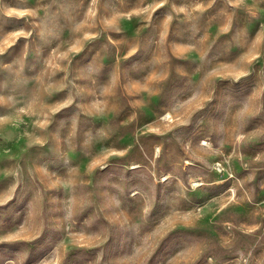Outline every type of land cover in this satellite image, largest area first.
<instances>
[{
  "label": "rangeland",
  "instance_id": "374dc122",
  "mask_svg": "<svg viewBox=\"0 0 264 264\" xmlns=\"http://www.w3.org/2000/svg\"><path fill=\"white\" fill-rule=\"evenodd\" d=\"M0 264H264V0H0Z\"/></svg>",
  "mask_w": 264,
  "mask_h": 264
}]
</instances>
